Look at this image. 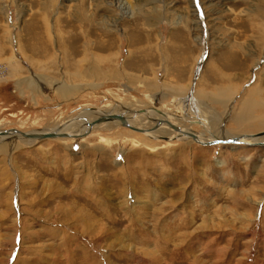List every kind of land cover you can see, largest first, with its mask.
Masks as SVG:
<instances>
[{
    "label": "rangeland",
    "instance_id": "rangeland-1",
    "mask_svg": "<svg viewBox=\"0 0 264 264\" xmlns=\"http://www.w3.org/2000/svg\"><path fill=\"white\" fill-rule=\"evenodd\" d=\"M245 100L264 103V0H0V131L98 110L264 136L234 130ZM66 135L1 137L0 264H264V142Z\"/></svg>",
    "mask_w": 264,
    "mask_h": 264
},
{
    "label": "bare ground",
    "instance_id": "bare-ground-1",
    "mask_svg": "<svg viewBox=\"0 0 264 264\" xmlns=\"http://www.w3.org/2000/svg\"><path fill=\"white\" fill-rule=\"evenodd\" d=\"M26 83L28 85H30L31 87H33V89H39V81L38 80L27 79ZM55 89L57 91H59L61 94L62 93L65 94V92H66L65 87H63L62 84L59 82L55 84ZM253 91H254V89L250 91V94ZM252 100H254V99L252 98ZM252 100H250V101L245 100L244 104L241 107V110H239L240 112L237 115H234L232 117L231 123L234 127V130H240L239 132H241V133L242 132H247V133L251 132L252 133L255 130H264V111L262 113H260V115H257V116L253 115L254 106L257 104L260 107V110H261V108H263V110H264V103H263V101H262V103H256L258 101L257 100L255 102L256 103L255 104ZM218 103L221 104V101ZM188 104L190 105L189 102H188ZM143 112L145 113V111H143ZM144 113L139 114L136 112H132L131 114L128 115L127 112H121L120 114H117V115L124 117L126 119L128 125L131 128H134L135 130L143 131V134H145V136L153 135V136L159 137V138H167V137L170 138L171 137V138H175L176 140H188V139H190L191 141H193L190 137V134H194V133H192V131H190V129H188L189 127L181 126L177 122H173V123L172 122H170V123H168V122H164V123L156 122L155 121L156 119L153 118V115L147 114V113L144 114ZM112 114H113L112 111L108 112V113L98 111V110H96L95 112L94 111L93 112L83 111L82 113H79L76 116V118H70V120H68L66 122V125L64 127H62V130H59V128H61V126H60V127H57L56 129L54 128V129L48 130V131L44 130L41 132H33L30 134L55 132L57 134L64 135V134H67L69 132H74L75 130H85V129L87 130V129H94V128L99 129V130L100 129L108 130V129L112 128V126H115L116 122L119 124H120V122L117 120H113V121H105V122L93 124V125H91V124L97 118H100V117L106 116V115H112ZM197 117H199V116H197ZM175 120H178V119L175 118ZM188 122H190L189 123L190 125L191 124L193 125V124H197L198 120H196L194 118V119H189ZM136 124L138 126H135ZM139 126H141V127H139ZM154 127H157V129L156 130H150V129H154ZM185 128H186V130H183ZM130 130L134 131L133 129H130ZM15 134H19L18 136H20V137L15 136ZM27 134H29V133H27ZM196 136H197L199 142H201L203 144H208V143H212V142L216 141V139L215 140L211 139L210 141L206 142L205 139H202V137L200 135H196ZM251 136H253V135H251ZM1 137H3L2 139L4 141L13 138V140L10 142L17 145V146H20V147L29 146L30 144H32V142L35 141L34 139H28V138L23 137L20 132L10 133L7 135H0V139H1ZM245 137L246 138L240 137L238 139L239 143L252 144V143L264 142V136H260L257 138H254V137L249 138L246 135ZM60 138H63V137H60ZM53 139H57V138H53ZM63 139H65V138H63ZM169 140H171V139H169ZM191 141H189V142H191ZM14 148H16V147L11 146L10 144L0 145V152L5 153V154H10L14 150Z\"/></svg>",
    "mask_w": 264,
    "mask_h": 264
},
{
    "label": "water",
    "instance_id": "water-1",
    "mask_svg": "<svg viewBox=\"0 0 264 264\" xmlns=\"http://www.w3.org/2000/svg\"><path fill=\"white\" fill-rule=\"evenodd\" d=\"M113 120H117L120 122V125L122 127H125V128H129V129H133L134 131L136 132H140L142 133L143 131L141 130H135L134 128H131L126 119L124 117H121L119 115H116V114H112V115H106V116H102L98 119H96L91 125L93 124H98V123H102V122H105V121H113ZM10 133H18L17 130H6V131H1L0 132V135H7V134H10ZM21 135L25 138H28V139H34V140H45V139H53V138H60V137H63V138H67L69 137V135H60V134H57L55 132H48V133H38V134H26V133H21ZM190 137L193 141H195L196 143L198 144H202V145H208V144H211V143H208V144H203L201 142H199L198 138L196 135L194 134H190ZM236 143H239V141L237 139H227V140H217V141H214L212 142V144H236Z\"/></svg>",
    "mask_w": 264,
    "mask_h": 264
}]
</instances>
